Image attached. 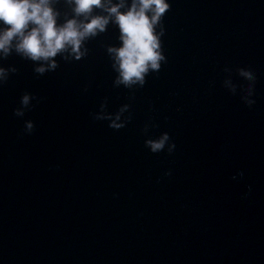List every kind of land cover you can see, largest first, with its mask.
<instances>
[{
	"label": "water",
	"instance_id": "water-1",
	"mask_svg": "<svg viewBox=\"0 0 264 264\" xmlns=\"http://www.w3.org/2000/svg\"><path fill=\"white\" fill-rule=\"evenodd\" d=\"M168 3L143 83L113 22L54 69L0 53V264H264V0Z\"/></svg>",
	"mask_w": 264,
	"mask_h": 264
},
{
	"label": "clouds",
	"instance_id": "clouds-1",
	"mask_svg": "<svg viewBox=\"0 0 264 264\" xmlns=\"http://www.w3.org/2000/svg\"><path fill=\"white\" fill-rule=\"evenodd\" d=\"M74 4L76 17L84 20L70 19L58 23V13L52 0H0V53L5 55L15 47L18 53L33 61H51L55 68L56 57L62 51L71 48L79 58L83 41L106 30L109 22L118 25L121 46L110 48L120 73L118 83L126 85L143 83L149 69L158 70L164 59L160 48L159 34L155 28L161 17L170 8L168 0H132L126 11L125 0L113 3V0H70ZM102 8L108 15H92L95 9ZM43 73L45 68L36 69ZM251 78V74L246 73ZM0 76L3 70L0 69ZM29 97L23 98L27 106ZM251 103L254 102H249ZM22 115L21 112H17ZM32 123L27 124L31 130ZM167 135L158 142L149 141L153 151L164 147Z\"/></svg>",
	"mask_w": 264,
	"mask_h": 264
}]
</instances>
